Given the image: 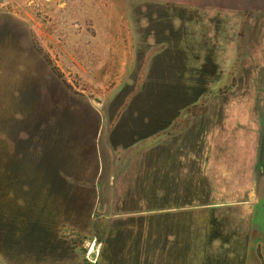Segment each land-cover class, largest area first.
Returning <instances> with one entry per match:
<instances>
[{"label":"rangeland","instance_id":"obj_1","mask_svg":"<svg viewBox=\"0 0 264 264\" xmlns=\"http://www.w3.org/2000/svg\"><path fill=\"white\" fill-rule=\"evenodd\" d=\"M217 5L0 0V11L15 9L38 27L74 94L112 108L160 106L178 133H206L178 136L177 152L214 151L225 168L178 172L177 192L162 197L181 207L162 214L175 221H162L161 232L180 234L176 246L190 247L189 264H208L210 253L225 255L222 264H264V17ZM61 120L43 114L42 127L56 130ZM2 121L0 114V264H104L107 245L99 234L92 240L71 204H45L39 187L20 179L24 163L43 167L41 130L31 154L15 143L10 153Z\"/></svg>","mask_w":264,"mask_h":264},{"label":"crops","instance_id":"obj_2","mask_svg":"<svg viewBox=\"0 0 264 264\" xmlns=\"http://www.w3.org/2000/svg\"><path fill=\"white\" fill-rule=\"evenodd\" d=\"M217 1L222 10L264 17V0ZM49 113L66 120L44 131L42 116ZM164 113L160 106L112 108L74 94L38 27L15 9L0 11V114L9 152L15 143L31 154L40 130L46 142L42 169L24 163L20 179L39 187L45 204H71L92 228V240L99 234L107 245L104 264L193 262L185 242L176 246L180 234L161 232L162 221H175L162 214L181 207H167L175 201L162 195L177 192L178 172L204 176L224 169L226 160L214 151L178 153V136L194 140L206 133H178L175 116ZM223 257L210 253L204 260L222 264Z\"/></svg>","mask_w":264,"mask_h":264}]
</instances>
